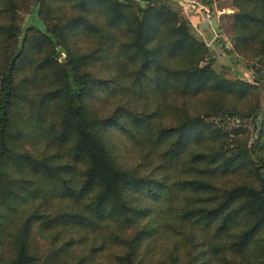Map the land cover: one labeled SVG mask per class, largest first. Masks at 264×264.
<instances>
[{
	"label": "trees",
	"instance_id": "trees-1",
	"mask_svg": "<svg viewBox=\"0 0 264 264\" xmlns=\"http://www.w3.org/2000/svg\"><path fill=\"white\" fill-rule=\"evenodd\" d=\"M133 3L0 0V264H264V107L255 137L206 122L254 88L175 1ZM233 4L264 59V0Z\"/></svg>",
	"mask_w": 264,
	"mask_h": 264
},
{
	"label": "rangeland",
	"instance_id": "rangeland-1",
	"mask_svg": "<svg viewBox=\"0 0 264 264\" xmlns=\"http://www.w3.org/2000/svg\"><path fill=\"white\" fill-rule=\"evenodd\" d=\"M133 1L134 6H144L147 2H149V0ZM176 5L172 4L171 7L173 10L177 11L180 17L179 19H183L182 15L183 17L188 18L181 7L178 5L176 7ZM217 6H224L227 9L226 12L218 14L217 17L214 16L210 21L213 30L218 33V37L212 45H207L209 49L205 57L209 56L212 58L210 61V66L216 73L221 74L224 77L249 83L251 88H254V97L252 98V91L249 90V94L247 96L237 97L235 99L233 103L235 113L233 115L228 117L224 116L220 119L216 116L210 115L204 119L206 122H210L212 125L216 124L217 126H221L222 129H219V131L223 130V128L227 130L236 128V131H238L239 129H242V127H246L247 133L250 134V137H255L257 128L254 127V123L246 115H243V113L250 110V107L253 105V103H257V108H260L261 111H263L264 62H262V60L264 61V59L259 60V54L252 55L251 51H245V53L248 55L247 57H243L239 53L237 54V52L232 48L233 35L231 33L232 15L236 12L237 8L234 6L233 0H219ZM33 10L34 11L30 13L18 12V16H23L22 25L25 26L26 24L33 23L35 26L42 28L41 21L36 17L35 8H33ZM195 34L198 35L197 32H195ZM202 35L205 39H207L210 35V31L204 29ZM222 40L226 42V46H223ZM63 58L64 54L63 52H60L57 59L62 61ZM198 105H194L195 110L203 108L202 105ZM238 118L240 119L239 123ZM210 123L209 125H211ZM205 125L207 126V123ZM232 135L233 136L229 137L238 139H242L244 137V134H242L240 131L238 133H232ZM249 141L250 138L247 140V143H249ZM260 171L263 173L264 168H261Z\"/></svg>",
	"mask_w": 264,
	"mask_h": 264
},
{
	"label": "built area",
	"instance_id": "built-area-1",
	"mask_svg": "<svg viewBox=\"0 0 264 264\" xmlns=\"http://www.w3.org/2000/svg\"><path fill=\"white\" fill-rule=\"evenodd\" d=\"M177 3L178 6L181 7L185 15L188 17L187 20L192 27L194 32H197L198 35L202 38L206 45H212L216 38L218 37V33L213 30L211 26V19L214 16H218V14L222 12H226V7L217 6L219 0H173ZM207 21V27H204L202 23ZM209 30L210 35L207 39L203 37V30ZM223 46H226V42L222 40Z\"/></svg>",
	"mask_w": 264,
	"mask_h": 264
},
{
	"label": "water",
	"instance_id": "water-1",
	"mask_svg": "<svg viewBox=\"0 0 264 264\" xmlns=\"http://www.w3.org/2000/svg\"><path fill=\"white\" fill-rule=\"evenodd\" d=\"M202 25H203L204 27H207V21H204V22L202 23Z\"/></svg>",
	"mask_w": 264,
	"mask_h": 264
}]
</instances>
